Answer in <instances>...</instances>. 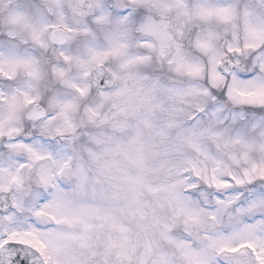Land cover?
<instances>
[{"label":"snow or ice","instance_id":"6c2138e0","mask_svg":"<svg viewBox=\"0 0 264 264\" xmlns=\"http://www.w3.org/2000/svg\"><path fill=\"white\" fill-rule=\"evenodd\" d=\"M0 264H264V0H0Z\"/></svg>","mask_w":264,"mask_h":264}]
</instances>
